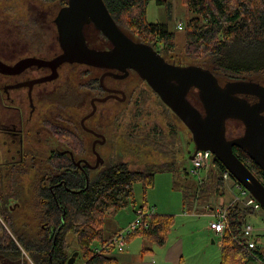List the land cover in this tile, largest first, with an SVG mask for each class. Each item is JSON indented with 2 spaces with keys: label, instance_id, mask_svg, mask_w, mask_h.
<instances>
[{
  "label": "trees",
  "instance_id": "obj_1",
  "mask_svg": "<svg viewBox=\"0 0 264 264\" xmlns=\"http://www.w3.org/2000/svg\"><path fill=\"white\" fill-rule=\"evenodd\" d=\"M54 1L62 7L68 3V0H45L46 5ZM151 1L104 0L113 19L126 35L136 42L151 45L167 61L174 63L169 58L177 48V32L182 31V65L207 68L221 84L253 80L264 85V0H183L186 15L192 14V17L185 22V26L182 25V30L177 31L165 24L148 21ZM156 1L161 6L166 3L165 0ZM171 9L172 3H169L170 17ZM85 37L92 48L111 47L93 25L85 26ZM248 56H251L250 61L241 59ZM189 99L203 112L196 90L190 92ZM231 125L238 134L244 131L240 121L229 120V138H234L229 132ZM140 141L153 146L172 161L150 165L143 171H132L126 162L113 157L88 185L80 173L64 174L62 184L60 181L45 184L31 180L30 167H9L6 172L0 171V264H67L73 250L72 240H69L72 237L80 253L79 263L120 264L114 250L96 251L98 246L107 242L106 211L111 209L116 213L135 204L137 183H142L147 190L153 187L157 173L177 172L173 161L177 133L163 134L159 140L148 136ZM234 152L264 184V172L248 152L238 147L234 148ZM213 165L206 182L198 186V196L186 188L184 194L190 210L196 201L208 199L216 193H226L224 174L227 169L216 157ZM65 168L53 166L48 169L58 174V170ZM50 185L54 186L55 195ZM226 208L228 222L221 238L220 264H264L262 239H255L254 248L245 244L249 241L245 227L251 220L263 217L264 209H261L263 212L257 211L237 200ZM174 223L173 215H157L148 226L142 225L131 233L128 241L142 239L145 243L142 252L149 253L153 250L152 246L166 245ZM180 264H183V259Z\"/></svg>",
  "mask_w": 264,
  "mask_h": 264
},
{
  "label": "flooded vegetation",
  "instance_id": "obj_2",
  "mask_svg": "<svg viewBox=\"0 0 264 264\" xmlns=\"http://www.w3.org/2000/svg\"><path fill=\"white\" fill-rule=\"evenodd\" d=\"M0 4H6L0 8V168H5L0 171L30 167L45 184H62L64 174L80 173L90 182L114 147L108 106L127 101V86L122 83L127 78L106 76L102 82L107 69L81 63L22 65L31 58L52 61L62 53L55 20L68 3L62 7L56 1L46 5L45 0H0ZM31 22L37 28L32 39L27 30ZM42 35L50 36L52 43L55 39V44L46 47L39 41ZM131 75L147 84L137 73ZM108 96L112 97L100 101ZM248 100L258 102L253 96ZM53 166L66 168L54 174L48 169ZM53 187L49 186L55 195Z\"/></svg>",
  "mask_w": 264,
  "mask_h": 264
},
{
  "label": "water",
  "instance_id": "obj_3",
  "mask_svg": "<svg viewBox=\"0 0 264 264\" xmlns=\"http://www.w3.org/2000/svg\"><path fill=\"white\" fill-rule=\"evenodd\" d=\"M55 23L62 53L52 61L31 58L22 65L87 64L108 70L101 77L102 82L106 76L122 80L128 78L131 71L137 73L191 132L194 151L190 152V159L199 151H211L264 209V184L234 152L235 147L246 150L264 172L263 84L253 80L221 84L207 68L170 63L151 45L136 42L126 35L104 0H68ZM87 25H93L110 42L111 48L90 47L85 37ZM193 89L198 92L203 112L189 99ZM122 94L124 100L125 93ZM249 96L256 97L258 102L251 104ZM229 120L240 121L244 125L243 134L229 138ZM78 257L79 252H74L67 264H76Z\"/></svg>",
  "mask_w": 264,
  "mask_h": 264
},
{
  "label": "rangeland",
  "instance_id": "obj_4",
  "mask_svg": "<svg viewBox=\"0 0 264 264\" xmlns=\"http://www.w3.org/2000/svg\"><path fill=\"white\" fill-rule=\"evenodd\" d=\"M12 1L21 2L24 0ZM165 2L166 3L161 6L157 4L156 0L151 1L147 12L148 21L154 24H165L166 26L170 27L171 30H182L183 28H180L179 25L181 24L185 26V22L190 19V16L192 17V14H189L190 16L186 15V9L183 0H165ZM169 3H172V9L170 11L171 17L169 16L168 11ZM5 5L6 4H0V8H4ZM27 30L29 31V36L32 39V37L35 36L34 30H37L36 24L31 22ZM39 31L40 34H42L44 33L45 29L41 28ZM42 37L43 39L39 41H45L46 47L48 46V44H55V39L52 43L53 39L50 36L45 37L44 35H42ZM176 46L177 48L175 52L170 54L171 57L169 59L173 60L174 64L182 65L181 57L184 54V52L182 51L184 46V38L182 31L177 32ZM173 56L175 57L174 59ZM241 59L250 61L251 56H248L246 59L242 57ZM170 63H172V61ZM94 78L98 79L97 77ZM122 83L127 86V101L122 104L113 101L114 103L110 102L108 106L111 114V141L114 143V147L110 148L108 154L109 159L108 161H106L107 164L111 161L113 157H115V160L117 159L126 162L132 171H143L147 169L150 165L158 166L165 162H170L172 161L171 158L167 157L164 153L160 152L159 150L154 149L153 146L148 145L147 143L143 144V142H141L140 140L146 139L148 136H150L152 140H159L162 139L163 134H169L170 132L177 133V143L175 144L176 157L173 159L177 169V172H175V188L173 187V185H171V178L173 175L166 172L157 173L155 176V183L153 187L147 190L144 189L142 183H137L134 189L135 204H130L138 205L135 208L134 219L136 218V210L142 207L144 209H147L148 207H154L156 209L157 215L162 214L159 213L160 211L157 212V208L155 207L157 206V203H159L161 206L165 207L168 211L172 213L167 215L174 214L173 217L175 219V223L171 232L175 228L176 218H180V235L184 236L187 241L183 264H220L218 263L219 238L213 235L212 239L207 238V243H203L202 235H200V230L203 227L206 228L207 225L210 226L212 218L208 216H201L195 218H187L183 216L184 206L182 207V201L186 203V196L184 194L186 188L191 191V194L196 193L197 196L199 195L200 191L198 187V178H192L189 174L186 173L188 172V167L190 166V152L194 151V143L191 132L178 118V116L168 106H165V104H163L164 102L160 99V97L156 95L147 86V84H143L142 80H140L138 77H134L133 75H131ZM229 132L231 137H235L238 134L237 131H233V125L230 126ZM241 134H243V130L238 134V136H240ZM213 167L214 165H211L206 170V176H208V172ZM100 169L98 170V173L100 172ZM31 173L32 174L30 175V178L32 181H41V175H37L35 172ZM98 173H96L95 175H97ZM224 178L227 189L225 191L226 193H224L223 195L221 193H216L208 199L200 200V204L205 203L207 208H211V206L212 208L216 207V211L221 207H229L232 203L237 200L236 197H241L242 190L238 188V181L231 174L227 178L226 172L224 174ZM228 193L230 195L227 197L228 201L223 204L224 206H214L216 205V201H218L220 198L226 199V194ZM198 202L199 201H196L194 205L196 203L198 204ZM241 202L244 204L243 200H241ZM194 205H192V209L190 210V204L188 203V211L193 212L195 207ZM127 209L131 211L132 206H129L123 210ZM261 211L263 212V210ZM106 219L107 216H105V221ZM181 219L183 221H181ZM262 220H264V212L263 217L261 216L259 217V219H254L250 221V224L253 225L254 228L253 235L250 239L254 242L256 238L260 237L264 246V223L262 222ZM128 226L123 228H127ZM206 235H208V233H206ZM210 236L211 235H209V237ZM111 237H109L107 241ZM213 239L216 240V244H212ZM69 240H72L71 242L73 245V254L74 252L78 251V246L74 237L70 238ZM132 242L128 241L127 247L124 252H126L129 247V244ZM155 250L153 249L154 252ZM79 257L76 261V264H81L78 262L80 260Z\"/></svg>",
  "mask_w": 264,
  "mask_h": 264
},
{
  "label": "crops",
  "instance_id": "obj_5",
  "mask_svg": "<svg viewBox=\"0 0 264 264\" xmlns=\"http://www.w3.org/2000/svg\"><path fill=\"white\" fill-rule=\"evenodd\" d=\"M169 174H172L171 178V185L175 188L176 183V175L173 172H166ZM230 194H226V199L220 198L218 201H216V205L214 206H224L223 204L228 201V196ZM183 200V197H182ZM184 206L183 209V216L187 218H195V217H201V216H208L214 219V212L215 208H207L205 203L198 204L196 203L194 206V211L190 212L188 211V203H184L182 201ZM132 206V210L129 211L123 210L114 212L111 209L106 212V223H105V238L108 239L109 237L113 236L116 232H118L121 228L126 227L130 225L134 219L135 215V208L138 205H130ZM157 212L160 211L159 215H167L172 214L170 211H168L165 207L161 206L159 203H157ZM207 208V209H206ZM186 209V212H185ZM194 214V215H193ZM114 215V216H113ZM174 215V214H173ZM179 221L180 218H176V225L173 231L171 232L167 245H164L162 247L158 246H152V249H156L155 252L151 251L149 253H143L142 249L145 247V243L142 239H135L132 243L129 244L128 249L126 252L123 253H116L120 264H180L181 260L185 256V247H186V239L184 236L180 235L179 231ZM181 221H183L181 219ZM208 233V235H206ZM200 235H202L203 243H207V238L212 239L213 235L219 238L218 241V249H219V255H218V263H220V250H221V238L217 236V234L210 229V226L207 225V227H203L200 230ZM209 235H211L209 237ZM216 240L213 239L212 244H216Z\"/></svg>",
  "mask_w": 264,
  "mask_h": 264
},
{
  "label": "built area",
  "instance_id": "obj_6",
  "mask_svg": "<svg viewBox=\"0 0 264 264\" xmlns=\"http://www.w3.org/2000/svg\"><path fill=\"white\" fill-rule=\"evenodd\" d=\"M179 27L183 28L181 24ZM214 158V154L211 151L206 150L197 152L192 160L189 158L190 166L188 167V172L186 173L192 178H198L200 186L203 182H205L206 170L211 165H213ZM229 176L230 173L227 171L226 177L228 178ZM238 188L242 190V198L236 197L237 200H243L246 206H252L257 211L263 209L261 204L240 183L238 184ZM227 214V208H219L214 212V219L210 223V229H212L220 238H222L226 229L228 222ZM156 215V209L154 207H148L147 209H137L136 218L134 221L127 228H122L116 232L104 245L96 248V251L101 252L114 250L119 253L124 252L127 247L129 235L139 229L142 225L148 226L150 220ZM253 232V225L249 224L245 227V235L249 239V241L245 242V244L248 245L249 248L255 247V242L251 241L250 239L253 235Z\"/></svg>",
  "mask_w": 264,
  "mask_h": 264
}]
</instances>
